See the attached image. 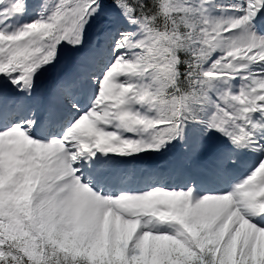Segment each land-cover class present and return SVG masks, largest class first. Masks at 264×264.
<instances>
[{"label": "snow or ice", "instance_id": "snow-or-ice-1", "mask_svg": "<svg viewBox=\"0 0 264 264\" xmlns=\"http://www.w3.org/2000/svg\"><path fill=\"white\" fill-rule=\"evenodd\" d=\"M0 264H264V0H0Z\"/></svg>", "mask_w": 264, "mask_h": 264}, {"label": "bare ground", "instance_id": "bare-ground-1", "mask_svg": "<svg viewBox=\"0 0 264 264\" xmlns=\"http://www.w3.org/2000/svg\"><path fill=\"white\" fill-rule=\"evenodd\" d=\"M237 171L240 172V174H246L248 169H247V167H241V168L237 169Z\"/></svg>", "mask_w": 264, "mask_h": 264}, {"label": "rangeland", "instance_id": "rangeland-1", "mask_svg": "<svg viewBox=\"0 0 264 264\" xmlns=\"http://www.w3.org/2000/svg\"><path fill=\"white\" fill-rule=\"evenodd\" d=\"M224 14H227V11L225 10V12H224ZM239 81H237V83H238ZM204 193H202L201 195H203Z\"/></svg>", "mask_w": 264, "mask_h": 264}, {"label": "water", "instance_id": "water-1", "mask_svg": "<svg viewBox=\"0 0 264 264\" xmlns=\"http://www.w3.org/2000/svg\"><path fill=\"white\" fill-rule=\"evenodd\" d=\"M143 155V154H142Z\"/></svg>", "mask_w": 264, "mask_h": 264}]
</instances>
